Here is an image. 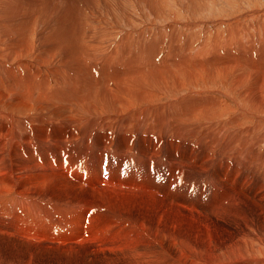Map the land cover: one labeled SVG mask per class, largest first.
Segmentation results:
<instances>
[{
	"label": "rangeland",
	"instance_id": "374dc122",
	"mask_svg": "<svg viewBox=\"0 0 264 264\" xmlns=\"http://www.w3.org/2000/svg\"><path fill=\"white\" fill-rule=\"evenodd\" d=\"M86 1L82 2L83 5L81 3L82 12L86 11L85 13L88 14L87 10L90 11L93 4L92 8L99 11L96 16L97 21L100 24H104V26L107 24V28L114 29L115 39L117 37V39L124 38L126 40L122 44L125 46L127 43L129 48L125 46L124 51H131L133 48V46L130 47L131 42L133 45L137 41V37L125 35L124 31L130 25L136 29L142 28L146 33L157 31V34L162 33L165 28H172L173 31L179 34H176L178 39L173 42L171 40L174 37L165 33L167 39H171L170 41L172 42L170 43V56L180 57L181 59H183V55L180 54H184L185 49L188 56L191 55L194 48L198 46V41L204 42L206 40V43L209 44L212 37L214 39L221 38L219 40L223 41L226 40L224 42L228 43L229 52L219 51L214 56L219 62L224 61V63H230L229 65L218 71H212V68H209L211 66H209L204 73L206 77L198 81L200 83L197 82L195 85L180 84V87L173 85L174 89L164 90L160 98L153 102L155 105H163L189 93L203 98L209 95L207 97L220 99L222 103L209 102L206 99V104L209 106L206 104L205 107L198 105L200 107L196 108L198 109L197 111L194 108H192L193 110H186V102L183 101L182 106L184 108L174 110L176 115L173 114V110H171V118L164 114L163 119L166 123L159 135L151 127L144 124L136 127H121V129H118L120 131L108 128L102 129L101 124L100 128L93 126L84 127L83 125V128L75 129L74 133L78 137L71 145L69 144L71 148L62 143L59 147V142L54 143V145L48 142L43 143L39 139L37 140L38 147H36L38 144H31L32 147L30 145L28 150H23L20 157H17L19 153L17 154L16 157L19 160L15 161L16 164L18 163L15 167L11 169L9 167L2 168L0 163V264H195V262L199 264H224L231 262L236 257L244 256L239 252V249L245 243L240 241L239 237L243 230L251 233L255 222L252 226H244L236 225L230 221L232 213H229L227 208H219L223 201H219L221 192L214 177L227 174L225 170L228 172V169H230V176L233 172H237L236 169H241V173L245 172L244 174L248 176V181L255 184L257 180L259 182L264 177V168H261L264 165L258 164L260 161L257 162L258 160H255L256 156H258L256 159H259L261 155L262 157L264 156V153H262L264 152V106H262L264 103L254 102L260 97L264 98V85H257L260 91L258 89H256L258 92L254 90L253 99L248 95L251 85L252 88L255 87L250 77L254 69L253 66L261 65L257 66V71L260 72L264 64V0H153V2L152 0H147L153 6L151 3H147V5L141 0ZM104 11L105 13H103ZM151 13L153 14L151 15ZM130 20L132 21L130 22ZM193 33L196 34L193 35ZM186 34L190 36L187 37ZM147 35L148 40L151 38L152 41L150 39L148 46L146 42L142 41L139 49L141 50L142 48V50H136H138L137 53L140 55L143 52L141 57L145 56L148 59H152V56H147L151 51L149 53L145 51H148L150 47H155L154 38H152L153 34ZM154 36H156V33H154ZM202 38L205 40H202ZM183 42L187 44L185 45ZM176 43L179 44L176 46ZM172 44L174 47H171ZM199 48L198 50H200ZM172 50H174L173 53ZM159 52L161 51L156 50L153 54L159 56ZM153 54L151 53L150 55ZM230 66L237 69L238 74L242 73V68L248 69L249 77L245 78L246 80L241 86L238 85L237 87L235 83L237 89H233L234 83L231 82V77L235 75V72L232 71V68H229ZM118 68L117 64L113 66V70ZM208 71L211 72V75L207 74L209 73ZM214 72L216 73L215 77L209 78L208 76H213L212 73ZM254 75L259 76L260 74L256 73ZM217 76L220 77L218 78ZM239 88L240 90H238ZM241 90L243 91L242 94ZM246 91L247 93H245ZM258 94L261 96L257 97ZM203 112L206 114L204 115L206 118L203 116ZM30 113L32 114L31 109ZM124 114L126 115L127 113ZM184 114L186 117H184ZM175 116L177 118L182 116L183 118L178 119L184 121L177 122ZM199 118L200 121H197ZM170 121L172 123L171 127L169 126L171 125ZM206 121L208 123H205ZM185 122L189 126L194 123L198 125L197 131H194V134H191L192 136L185 130ZM200 122L204 125L213 124L211 126L213 129L208 130L203 124V127L200 126ZM218 122H221V124ZM178 123L180 125L176 129ZM43 126V124L29 125L23 121L19 122V128L23 134L40 135L41 133H38V131L43 130ZM217 126H224L226 129H221ZM215 127L219 128L217 129L218 131L215 130ZM179 129H184L185 132L183 130L182 134ZM53 130L58 131L59 129L53 128ZM201 130L205 131L202 132ZM242 130L245 131L243 132ZM104 131L110 133L107 138L109 145L107 144L106 148L101 145L98 146L96 144L97 141H94L95 135L93 136L96 133L98 137H105V135L102 136ZM127 132L129 135H127ZM123 134L124 136L122 137ZM213 135L218 139L213 138ZM200 137H205L206 139ZM61 139H65L64 135ZM247 139L250 140L248 141ZM128 141L130 142L128 143ZM125 147L129 148L126 149ZM240 150L243 151L242 156ZM27 151H31L29 155ZM60 151H66L70 155L73 165L87 160L89 163V176L85 179L80 172L74 169L78 177L76 179L72 178L59 161ZM49 152L55 156L57 162L53 163L49 159ZM105 153L110 155V158L107 159L110 162L109 167H103L104 172L108 171L109 178L101 177L102 180L97 182V180L93 179L99 178L102 174L100 171L101 166L107 162L106 159H99ZM186 154L191 159H188L189 157ZM77 155L79 156L76 157ZM153 155L154 157L157 156V159ZM172 159L174 162L177 161L174 163ZM151 160L157 166L151 167V173L160 171L164 175V179L159 183H155L149 177L147 169H145L146 173L143 174H134L126 178L118 177L119 171L132 173L137 168L136 164L140 166L137 169L142 171L143 166L149 165ZM178 160H181L180 163ZM257 165H259L258 168ZM199 167L202 171L201 169L199 170ZM202 167L206 168V170ZM176 169L179 171L178 176L181 177L182 183L186 182L187 185L197 183L202 184V186L206 185V198H200L199 193L187 194V191H185L186 184H182L184 189L171 188L173 181L176 183L181 182L176 174L174 175ZM251 169L260 170L254 172ZM190 172H192V175ZM169 173L173 175L171 178H169ZM167 179L171 180L169 185L166 184ZM124 182L130 184L125 185L123 184ZM3 183L4 185H2ZM147 190H150L151 193ZM216 198L217 200L214 201ZM153 200H156L157 203ZM224 202L226 201L224 200ZM193 205L195 206L193 207ZM213 211L216 212L213 213ZM222 212L227 213V215ZM244 212L247 219V214H251L252 210ZM227 218H230V220ZM19 220L23 221V223L20 224ZM251 220H254V217ZM251 220L248 221L250 222ZM52 226L67 228L69 231L53 235L51 232ZM262 237H264V232L261 233L258 239L253 241L256 247L259 246L260 238ZM188 244L190 246H187ZM257 254L259 255V252ZM259 256L262 258V255Z\"/></svg>",
	"mask_w": 264,
	"mask_h": 264
},
{
	"label": "bare ground",
	"instance_id": "6f19581e",
	"mask_svg": "<svg viewBox=\"0 0 264 264\" xmlns=\"http://www.w3.org/2000/svg\"><path fill=\"white\" fill-rule=\"evenodd\" d=\"M83 1L84 0H0V163L2 164V168L3 167H9L11 169V168L15 167V165L18 164V163L16 164V162L19 160V159H17V157H20V154H22V151L28 150L30 148L31 144L37 145L38 144L37 140H39V139H41L43 143L48 142V143L54 145V143L59 142L58 143L59 147H60L61 143L64 144L65 146L67 145L68 147H70V145L78 137L77 134L74 133L75 129H77V130L81 129V128H83V125H84V127L85 126L86 127L93 126V127L100 128V124H101L102 129L108 128V129H112V130L113 129L118 130V129H121V127H136V126H139L141 124H144V125L151 127L152 130L157 135H159L160 132L163 131L162 129L164 128L165 123H166L163 119L164 114H166L168 117L171 118V110L176 111V109L180 110L181 108H184L182 106L183 101L186 102V108H185L186 110L187 109L189 110L192 108L196 109L197 107H200V106L205 107L206 105H208V104H206L207 103L206 99H208L209 102L222 103V100H220V99L207 97L209 95H207L205 98H203L201 96H194V95L188 93V95H186V96L179 97L178 99L176 98L174 101L164 103L163 105L153 104V102H155L154 100H157L160 98L161 93L164 90L174 89L175 85L176 86L178 85L179 87L181 86L180 84H182V85H188V84L195 85L199 80L206 77V76H204L205 75L204 73L208 70L209 66H211L209 68H212V71H218V70H221L222 68L226 67L227 65H229L230 63L229 64L224 63V61L219 62L216 59V57L214 56V54L216 52H219V51L229 52L230 47H229L228 43L224 42L226 40L223 41V40H219L221 38H215L214 39V37H212V40H211V38H210L211 41L209 40L210 43L207 44L206 40L204 39L205 36H204V38H202V40L203 39L205 40L204 42L198 41L199 40V38H198V40H197L198 46L204 47V48H199L196 45L200 50H198V48L195 47L190 56H188V54L186 53V49H185L184 54L179 53L180 55H183V57H182L183 59H181L180 57L176 58V57L170 56V51H171L170 43H172L171 41L175 42L178 39V36H176V34H179L175 31H173L172 28H170V29L165 28L162 33H158V34H157V31L152 32V33H146V32H144V30L142 28L136 29L135 27H133L132 25L129 24L130 27L126 28V30L124 29L125 35L137 37V41L136 42L133 41L134 44L132 45V42L130 40V42H131L130 47L133 46L132 50L131 51H127V50L124 51L125 46L127 47V43L125 46L122 43H123V41L126 42V40H124V38L117 39V37L115 39V36H114L115 30L112 28H107L106 27L107 24L104 26V24H100L99 21H97L96 16L98 15L99 11L94 10V8H92L93 4L91 5V8H90L91 10L90 9H89L90 11L87 10L88 14L85 13L86 11L82 12L81 3ZM102 1H104V0H102ZM85 2H87V1L85 0ZM141 2H145L146 4L151 3V2L149 3V1H147V0H141ZM152 2H153V0H152ZM83 3H82V5H83ZM94 4H95V1H94ZM88 5H90V4L88 3ZM151 5H152V3H151ZM103 13H105V11ZM152 14L153 13H151V15ZM84 15H85V17H84ZM83 17H84V19H83ZM131 21L132 20H130V22ZM134 24H135V22H134ZM168 27H170V26H168ZM161 30H163V29H161ZM158 32H159V30H158ZM154 33H156V36H154ZM165 33L172 35L174 37V39L173 40H171L169 38L167 39ZM189 33H191V32H189ZM147 34H153L152 38H154V43H155L154 48H156V46H158V48H156V49L148 47L149 48L148 51H145L148 53H149V51H151L149 53V55H147V56H152V59H148L145 56H144L145 58L141 57L143 52H141V55L139 53H137V51L140 49L142 41L146 42L147 46L149 45V41L151 38L149 37L150 39L148 40ZM194 34H196V33H193V35ZM235 34H233V36H235ZM188 36H190V35H187V37ZM218 37H220V36H218ZM200 38H201V36H200ZM240 38H241V36H240ZM196 39H197V37H196ZM230 39L232 40V38H230ZM132 40H133V38H132ZM186 40H188V39L186 38ZM186 40H184V41H186ZM233 40H234V38H233ZM151 41H152V39H151ZM191 41H192V39H191ZM111 42L112 43L115 42L114 45H112ZM183 43L185 45L187 44L186 42H183ZM152 44H153V42H152ZM178 44L176 43V46ZM153 45H152V47H153ZM171 47H174L173 44ZM127 48H129V45ZM136 49H138V50H136ZM172 49H174V48H172ZM141 50H142V48H141ZM141 50H139V51H141ZM156 50L161 51V52H159V56H157V54H153V52H156ZM174 50H172V53ZM148 53H146V54H148ZM151 53L153 55H150ZM251 53L253 54V52H251ZM256 53H257V51H256ZM218 55H219V53H218ZM220 55H221V53H220ZM252 57H254V56H252ZM115 64H117L119 68L113 70V66ZM263 65H262L260 72L257 71L258 70L257 66L259 67L261 65H254L253 66L254 69L250 74V77L252 79L251 82L255 84V87L252 88V85H251L249 91L248 90L247 91H248L249 97H251L252 99L254 97V93H253L254 90L256 91V89H258L257 85H264V66ZM229 68H232V71L235 72V75H233L231 77V82L234 83L233 89H237L238 85H240V86L243 85L242 83L246 80L245 78L249 77L248 69L242 68V73L238 74L237 69H234L231 66ZM226 70H228V69H226ZM211 72H209L207 74H210ZM222 72L224 73V71H222ZM227 73H229V72H227ZM256 73H259L260 75L259 76L254 75ZM212 74H213V76H208V77L214 78L215 77L214 75H216V73L214 72ZM220 76H222V75H220ZM209 78H208V80H209ZM198 83H200V82H198ZM217 83H218V81H217ZM235 83H236L237 87H236ZM186 88H188V87H186ZM175 89H177V88H175ZM238 90H240V88ZM258 90L256 92H258ZM261 90H263V89L261 88ZM243 91H244V89H243ZM243 91L241 90V94L243 93ZM247 91L245 93H247ZM245 93H244V95H245ZM259 94L257 95V97L259 96ZM261 95H262V93H261ZM254 100H255V98H254ZM254 102L263 104L264 98L260 97L259 99L255 100ZM198 105H200V106H198ZM259 106H260V104H259ZM262 106H264V105H262ZM30 109L32 110V114L31 113L29 114ZM202 109H203V107H202ZM196 110L198 111V109H196ZM203 110H205V108ZM175 111L173 113L174 115H176ZM200 111H201V109H200ZM199 112H198V115H199ZM206 112H207V110H206ZM124 113H127V114L125 115ZM204 115H206V114L204 113L203 116ZM212 115H213V113H212ZM215 115H217V114H215ZM200 116H201V118H203L202 115H200ZM181 117L178 116V118H181ZM184 117H186V115ZM204 117L206 118V116H204ZM178 118L175 116V119L177 122L182 121V120H179ZM173 119H174V117H173ZM184 119H186V118H184ZM210 119H212V118H210ZM207 120H209V119H207ZM235 120H236V118H235ZM20 121H23L29 125L43 124L44 125L43 130L38 131V133H41L40 135L23 134L19 128V122ZM137 121H139L140 123ZM197 121H200V118ZM212 121H213V119H212ZM95 122H98L99 124L95 123ZM230 122H231V118H230ZM205 123H208V121H206ZM170 124L171 125H169V126L171 127L172 126L171 121H170ZM194 124H192L190 126L188 124H187L188 125L187 126L186 122L184 124L186 126V128L185 127L184 128H185V130H187L189 132V135H191L194 131H197V129H198V125H196V124L194 125ZM202 124L203 123H201L200 126H202ZM219 124H221V122ZM179 125H180L179 123H178V127H176V125H175L176 129L179 128ZM203 126L208 130L213 129V127H211V126H213V124L212 125H210V124L204 125L203 124ZM228 126H229V123H228ZM217 127L221 128V129L225 128L224 126H217ZM217 127H215L216 129L215 128L214 129L215 130L219 129ZM53 128H56L59 130L55 131V130H53ZM227 128H229V127H227ZM173 129L176 130L174 127H173ZM233 129H234V127H233ZM183 130H180V132L182 133ZM185 130H184V132H185ZM229 130H230V128H229ZM118 131H120V130H118ZM201 131L204 132L203 130H201ZM146 132H147V130H146ZM165 132H167V131H165ZM188 132H187V134H188ZM219 132H218V134H219ZM198 133H200V132H198ZM211 133H213V132H211ZM246 133H248V132H246ZM117 134H118V132H117ZM121 134H122V132H121ZM204 134H207V133H204ZM63 135H64L65 139H61ZM94 135H95L94 141H97L96 144L98 146L101 145L103 148H106V146L108 144L107 138L110 136V133L107 131H104L102 133V136L105 135V137H98L96 133L93 134V136ZM127 135H129V133ZM123 136H124V134L122 135V137ZM180 137H182V136H180ZM200 138L204 139L205 137H200ZM213 138H217V137H214V135H213ZM226 138H227V136H226ZM155 139H156V137H155ZM161 140H162V138H161ZM193 140H194V138H193ZM214 140H216V139H214ZM214 140H212V141L214 142ZM119 141H120V139H119ZM233 141H234V139H233ZM129 142L130 141H128V143ZM197 142H199V141H197ZM218 142H220V141H218ZM201 143H202V141H201ZM161 144H162V142H161ZM223 144H224V142H223ZM239 144H240V142H239ZM32 145H31V147H32ZM41 145H42V143H41ZM38 146H39V144L36 147H38ZM222 146H224V145H222ZM227 146H229V145H227ZM227 146H225V147H227ZM125 148H123V149H125ZM128 148L129 147H127L126 149H128ZM103 151H105V150H103ZM241 151L242 150H240V154L242 156L243 151L242 152ZM143 152H145V151H143ZM18 153H19V156H17ZM230 153L232 154V152H230ZM262 153H264V152H262ZM227 154H228V152H227ZM122 155L125 156V154H123V153H122ZM146 155H144V156H146ZM259 155H261V154H259ZM187 156L189 157L188 159H191L189 155H187ZM153 157H154V155H153ZM156 157H154V158H156ZM257 157L258 156H256V158ZM263 157H262V155L259 156L260 160L255 158V160H258L257 162L260 161V163H258V164L264 165V158ZM102 159H103V156L101 155L99 160H102ZM161 160H162V158H161ZM255 160H254V162L257 164V162ZM180 161H179V163H180ZM240 161H242V160H240ZM173 162H174V160H173ZM219 162L221 163V161H219ZM201 163H200V165H201ZM251 163H253V162H251ZM181 164H183V163L181 162ZM256 164L253 163V165H256ZM185 165H186V163H185ZM244 165H245V163H244ZM253 165H252V168H253ZM192 166H194V165H192ZM197 166H198V164H197ZM203 166L205 167V165H203ZM212 166H214V165H212ZM187 167H186V169H188ZM258 167H259V165H257V168ZM261 168L263 169L264 166H262ZM200 169L201 168L199 167V170ZM203 169L206 170V168H203ZM236 170H237V172H233L231 176L229 174L230 169H228V172H227V170H225L227 174L216 175L214 177V179L218 182V189L221 192L220 197H219V201L220 200L223 201V202H221V205L219 208L220 209H226L227 208L229 213L230 212L232 213V219L231 220H230V218L229 219L227 218V219L232 221L234 224L244 225V226H252L255 222V226H253L251 233H248L244 230L241 231V236L239 237V240L242 241L243 243H245V245L239 249V252L244 256L236 257L231 262L224 263V264H264V237L260 238V244L258 247H256V245H254L255 242L253 243V241L255 239H258L260 237L261 233L264 232V177H262V180H260L259 182H258V180H257V182L255 181L256 182V184H255V183H251L248 181V176L244 174L245 172L242 174L241 169L240 170L236 169ZM249 170H250V168H249ZM253 170L251 169V171H253ZM257 170H260V169H256V171ZM176 171H177V169H176ZM189 171H191V170H189ZM201 171H202V169H201ZM256 171L254 170V172H256ZM187 172H188V170H187ZM203 172L205 173V171H203ZM263 172H261V173L263 174ZM191 173L192 172H190V174ZM101 175L99 176V178H94L93 180H97V182H99L100 180H102ZM257 177H259V176H257ZM219 179L222 181V183H220L221 181L219 182ZM249 179H250V177H249ZM5 184H7V183H5ZM123 184L127 185L130 183L124 182ZM2 185H4V183ZM130 190H132V189H130ZM147 191L150 192V190H147ZM117 194H118V192H117ZM166 199H165V201H166ZM159 200H161V199H159ZM216 200H217V198L214 199V201H216ZM224 200L226 202H224ZM153 201L156 202V200H153ZM176 202H175V204H176ZM168 203H170V202H168ZM173 203H174V201H173ZM177 204H180V203H177ZM165 205H166V203H165ZM194 206L195 205H193V207ZM232 206H233V208H232ZM147 208H148V206H147ZM170 208H171V205H170ZM88 209H89V207H88ZM188 209H191V208H188ZM214 209H215V207H214ZM212 210H211V213H212ZM247 210H252V213L251 214L248 213L247 214L248 217L246 219V217H245L246 213L244 211L247 212ZM221 211H223V210H221ZM155 212H156V210H155ZM215 212L213 211V213H215ZM222 213H224V212H222ZM224 214L227 215V213H224ZM204 215H205V213H204ZM216 216H218V215H216ZM189 217H191V216L189 215ZM253 217H254V220H251ZM248 220H251L253 223L251 221H250L251 222L250 223ZM155 222H156V220H155ZM187 246H190V245L188 244ZM257 251L259 252V255H262V258L257 254L258 253ZM135 264H137V263H135ZM190 264H192V263H190ZM195 264H199V263L195 262ZM212 264H216V263H212Z\"/></svg>",
	"mask_w": 264,
	"mask_h": 264
},
{
	"label": "trees",
	"instance_id": "16d2710c",
	"mask_svg": "<svg viewBox=\"0 0 264 264\" xmlns=\"http://www.w3.org/2000/svg\"><path fill=\"white\" fill-rule=\"evenodd\" d=\"M30 152H31V151H27V154L29 155Z\"/></svg>",
	"mask_w": 264,
	"mask_h": 264
}]
</instances>
